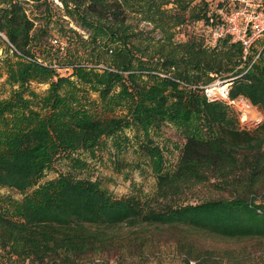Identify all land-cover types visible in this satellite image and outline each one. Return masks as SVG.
I'll list each match as a JSON object with an SVG mask.
<instances>
[{"label":"trees","instance_id":"1","mask_svg":"<svg viewBox=\"0 0 264 264\" xmlns=\"http://www.w3.org/2000/svg\"><path fill=\"white\" fill-rule=\"evenodd\" d=\"M58 1L64 17L89 28L86 36L53 15L63 41L52 45L48 27L37 29L19 0H0V33L18 60L7 64L9 81L73 78L103 106L122 85L141 98L127 117L35 123L9 134L0 149V187L23 198L19 220L0 215V249L7 252V263L80 264L118 247L108 231L121 225H183L224 239L264 240V49L250 65L241 61V46L228 38L213 47L205 43L208 29L222 23L219 11L227 15L238 3L217 0L212 8L207 0ZM253 1L264 6V0ZM215 78L230 80V98L244 96L258 108L263 121L256 129L235 128L225 104L206 100L198 87ZM196 119L207 136L186 135L174 169L157 174L154 193L140 207L64 179L42 188L39 198L25 195L57 156L93 150L104 136L129 124L141 135V156L155 168L161 149L149 131H160L167 120ZM207 184L225 195L186 200L193 188ZM186 258L187 264L199 260L191 251Z\"/></svg>","mask_w":264,"mask_h":264},{"label":"rangeland","instance_id":"2","mask_svg":"<svg viewBox=\"0 0 264 264\" xmlns=\"http://www.w3.org/2000/svg\"><path fill=\"white\" fill-rule=\"evenodd\" d=\"M19 1L37 29L48 27L52 45H57L56 41H63L57 38V29L53 28L50 20L53 15L63 17L64 27H71L84 36L90 31L75 19L70 21L64 17L63 7L58 0ZM207 1L213 8L217 0ZM6 41L4 36L0 37V149L4 148L10 133L27 125L36 123L48 126L79 119L127 117L141 98L140 94L135 96L122 85L103 106L95 94L83 91L73 78L65 81L52 79L46 84L29 82L14 85L9 81L7 64L18 60L13 57ZM263 49L264 36L255 42L252 52L258 53ZM60 73L67 76L70 71ZM229 117L238 129L254 130L260 125L253 121L255 118L248 120L250 124L240 120L231 110ZM132 125L104 136L93 150L63 152L31 182L25 195L39 198L42 188L64 179L101 189L114 199L128 200L135 207H140L154 193L157 174L174 169L186 135L207 136L201 119L188 124L167 120L160 131L150 130L151 138L161 149V157L156 159L154 168L141 156V135L136 134ZM224 195L207 184L193 188L187 193L186 200L217 199ZM22 198V195L0 187V215L19 220L16 213ZM108 232L118 241V247L98 255H89L80 264H187L186 253L189 251L199 257V260L189 259V264H199L201 259L208 256L211 261L220 264H232L234 261L264 264V240L260 239H224L183 225L166 227L143 224L133 228L121 225ZM6 256L7 252L0 249V264H9Z\"/></svg>","mask_w":264,"mask_h":264},{"label":"built area","instance_id":"3","mask_svg":"<svg viewBox=\"0 0 264 264\" xmlns=\"http://www.w3.org/2000/svg\"><path fill=\"white\" fill-rule=\"evenodd\" d=\"M235 1L238 3L239 8L227 15L223 13V10L219 11L222 16V23L213 29H208L205 43L208 47H213L220 40L228 38L230 42L238 43L241 46V61L243 64L250 61L251 65L256 62L259 54H253V46L259 38L264 36V6H259L253 0ZM0 37H3L1 33ZM229 81V79L215 78L210 83L199 86L198 89L207 101L222 102L229 110L234 111L240 120L249 123L248 120L251 118H257L253 121L261 124L263 121L261 112L247 98L244 96L230 98L231 83ZM181 86L187 88L184 85ZM191 88L195 89V87ZM247 123H244V126H247Z\"/></svg>","mask_w":264,"mask_h":264}]
</instances>
